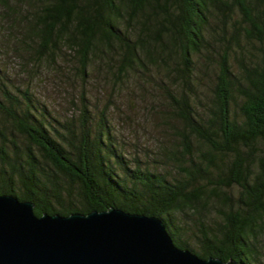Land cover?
<instances>
[{"label": "trees", "instance_id": "trees-1", "mask_svg": "<svg viewBox=\"0 0 264 264\" xmlns=\"http://www.w3.org/2000/svg\"><path fill=\"white\" fill-rule=\"evenodd\" d=\"M21 1L32 71L72 57L122 93L156 69L166 135L156 158L131 157L84 95L61 121L29 86L0 83V194L37 215L157 216L202 258L264 264V0Z\"/></svg>", "mask_w": 264, "mask_h": 264}, {"label": "water", "instance_id": "water-1", "mask_svg": "<svg viewBox=\"0 0 264 264\" xmlns=\"http://www.w3.org/2000/svg\"><path fill=\"white\" fill-rule=\"evenodd\" d=\"M0 264H239L176 245L157 216L117 207L87 214L44 213L0 194Z\"/></svg>", "mask_w": 264, "mask_h": 264}, {"label": "rangeland", "instance_id": "rangeland-1", "mask_svg": "<svg viewBox=\"0 0 264 264\" xmlns=\"http://www.w3.org/2000/svg\"><path fill=\"white\" fill-rule=\"evenodd\" d=\"M26 10L21 0H0V83L12 89V85L29 86L61 121L78 120L84 95L94 116L101 109L108 110L117 138L131 157L141 156L145 161L149 153L156 158L160 140L166 135L163 113L168 107L166 99L158 97L156 81L148 77L151 73L157 76L156 69L130 75L122 93L97 69L83 80L72 57L54 65H39L32 71L20 41Z\"/></svg>", "mask_w": 264, "mask_h": 264}]
</instances>
